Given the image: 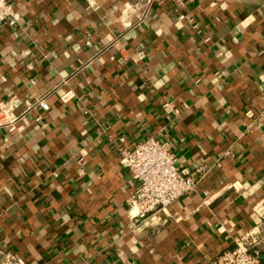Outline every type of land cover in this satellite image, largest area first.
Returning <instances> with one entry per match:
<instances>
[{"label": "crops", "instance_id": "obj_1", "mask_svg": "<svg viewBox=\"0 0 264 264\" xmlns=\"http://www.w3.org/2000/svg\"><path fill=\"white\" fill-rule=\"evenodd\" d=\"M7 1L0 101L22 119L0 126V252L213 264L247 236L264 262V0ZM146 137L195 184L140 219L118 158Z\"/></svg>", "mask_w": 264, "mask_h": 264}, {"label": "built area", "instance_id": "obj_2", "mask_svg": "<svg viewBox=\"0 0 264 264\" xmlns=\"http://www.w3.org/2000/svg\"><path fill=\"white\" fill-rule=\"evenodd\" d=\"M17 18L18 13L12 10L10 2L0 0V26L4 23L12 24ZM35 104L43 110L48 107L42 98L36 100ZM162 107L166 112L171 110L168 103H163ZM246 115L251 116L252 113L248 110ZM20 119L22 114L12 112L9 100L0 101V126L12 130L17 127L15 124ZM120 153L118 164L126 168L137 182L128 199L130 206L135 208L136 218H144L155 208H167L176 198L194 187V180L175 165L168 140L146 137L135 142L131 149H123ZM251 242L255 241H248L247 236L235 238L234 246L217 255L213 264H264L259 258L260 250L252 248ZM261 251L264 253V239ZM0 254L3 264H19L10 252Z\"/></svg>", "mask_w": 264, "mask_h": 264}]
</instances>
